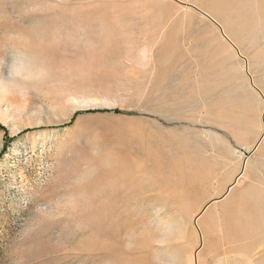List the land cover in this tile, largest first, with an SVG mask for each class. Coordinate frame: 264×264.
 <instances>
[{"label": "rangeland", "instance_id": "obj_1", "mask_svg": "<svg viewBox=\"0 0 264 264\" xmlns=\"http://www.w3.org/2000/svg\"><path fill=\"white\" fill-rule=\"evenodd\" d=\"M0 125V264H264V0H0Z\"/></svg>", "mask_w": 264, "mask_h": 264}, {"label": "bare ground", "instance_id": "obj_2", "mask_svg": "<svg viewBox=\"0 0 264 264\" xmlns=\"http://www.w3.org/2000/svg\"><path fill=\"white\" fill-rule=\"evenodd\" d=\"M222 33H224L223 30H222ZM225 35H226V34H225ZM225 35H224V36H225ZM226 37H227V36H226ZM244 165H245V164H244ZM195 216H196V215H195ZM194 219H195V220H198V214H197V216H196ZM195 261H196V260H195Z\"/></svg>", "mask_w": 264, "mask_h": 264}, {"label": "crops", "instance_id": "obj_3", "mask_svg": "<svg viewBox=\"0 0 264 264\" xmlns=\"http://www.w3.org/2000/svg\"><path fill=\"white\" fill-rule=\"evenodd\" d=\"M264 236V235H263ZM262 243H264V237H263V241H262ZM253 247H255V246H253ZM255 248H258L257 246L255 247ZM264 248V247H263Z\"/></svg>", "mask_w": 264, "mask_h": 264}, {"label": "trees", "instance_id": "obj_4", "mask_svg": "<svg viewBox=\"0 0 264 264\" xmlns=\"http://www.w3.org/2000/svg\"><path fill=\"white\" fill-rule=\"evenodd\" d=\"M0 128L5 130V128L2 125H0Z\"/></svg>", "mask_w": 264, "mask_h": 264}]
</instances>
